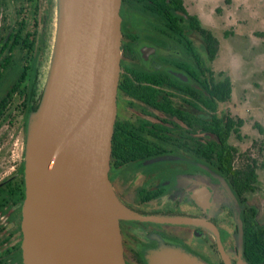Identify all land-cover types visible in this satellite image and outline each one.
Instances as JSON below:
<instances>
[{"label":"flooded vegetation","instance_id":"1","mask_svg":"<svg viewBox=\"0 0 264 264\" xmlns=\"http://www.w3.org/2000/svg\"><path fill=\"white\" fill-rule=\"evenodd\" d=\"M182 1L122 0L110 179L138 212L190 217L121 218L127 264H150L163 245L180 246L209 264H237V211L244 229L255 205L221 156L216 130L225 134L233 116L219 110L222 103L216 118L211 108L213 80L229 75H214L210 35L190 16L212 30ZM55 20L56 0H0V264H24L28 121L43 94Z\"/></svg>","mask_w":264,"mask_h":264},{"label":"water","instance_id":"2","mask_svg":"<svg viewBox=\"0 0 264 264\" xmlns=\"http://www.w3.org/2000/svg\"><path fill=\"white\" fill-rule=\"evenodd\" d=\"M121 5L122 0H56L50 65L28 121L24 264H127L121 218L190 220L134 210L110 179ZM237 216V264H251L243 256L239 210ZM150 264L209 263L180 246L163 245Z\"/></svg>","mask_w":264,"mask_h":264},{"label":"rangeland","instance_id":"3","mask_svg":"<svg viewBox=\"0 0 264 264\" xmlns=\"http://www.w3.org/2000/svg\"><path fill=\"white\" fill-rule=\"evenodd\" d=\"M186 1L219 39L214 75L233 81L232 97L219 110L245 121L241 137L233 133L231 142L240 150L252 149L258 160L257 186L247 196L264 222V0ZM241 162L237 157L235 164Z\"/></svg>","mask_w":264,"mask_h":264},{"label":"trees","instance_id":"4","mask_svg":"<svg viewBox=\"0 0 264 264\" xmlns=\"http://www.w3.org/2000/svg\"><path fill=\"white\" fill-rule=\"evenodd\" d=\"M183 3V1L181 0ZM183 10V4H181ZM190 19L195 22L196 28L202 32H207L211 38V57L214 60L219 51V39L215 36L213 31L205 29L201 25V21L197 16H190ZM212 95L211 108L215 112L219 105L228 102L233 93V81L230 76H226L223 80H213L212 88L210 90ZM245 121L241 117H229L225 134L219 129L216 132L221 137V148L223 154L221 156L228 157V172L235 181L236 186L247 196V194L255 190L258 182V160L253 155L252 149L240 150L237 145L227 141V136L230 134H237L241 137L240 129L243 127ZM217 127L223 128L221 123H217ZM260 129L261 126L259 125ZM239 157L242 162L233 164V161ZM264 165V161L261 162ZM235 165V166H234ZM248 212V218L244 223V254L246 259L251 264H264V222H260L257 217V207L251 205Z\"/></svg>","mask_w":264,"mask_h":264}]
</instances>
